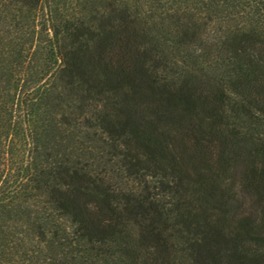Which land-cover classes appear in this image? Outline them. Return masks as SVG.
I'll return each instance as SVG.
<instances>
[{"label":"trees","instance_id":"1","mask_svg":"<svg viewBox=\"0 0 264 264\" xmlns=\"http://www.w3.org/2000/svg\"><path fill=\"white\" fill-rule=\"evenodd\" d=\"M0 264H264V0H0Z\"/></svg>","mask_w":264,"mask_h":264}]
</instances>
